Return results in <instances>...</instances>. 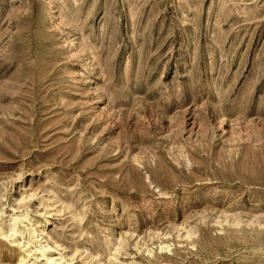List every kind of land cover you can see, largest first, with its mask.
I'll return each mask as SVG.
<instances>
[{
	"label": "rangeland",
	"instance_id": "obj_1",
	"mask_svg": "<svg viewBox=\"0 0 264 264\" xmlns=\"http://www.w3.org/2000/svg\"><path fill=\"white\" fill-rule=\"evenodd\" d=\"M0 264H264V0H0Z\"/></svg>",
	"mask_w": 264,
	"mask_h": 264
},
{
	"label": "bare ground",
	"instance_id": "obj_2",
	"mask_svg": "<svg viewBox=\"0 0 264 264\" xmlns=\"http://www.w3.org/2000/svg\"><path fill=\"white\" fill-rule=\"evenodd\" d=\"M219 128H220V126H219ZM45 251H47V250H45ZM20 263H24V262L20 260Z\"/></svg>",
	"mask_w": 264,
	"mask_h": 264
}]
</instances>
